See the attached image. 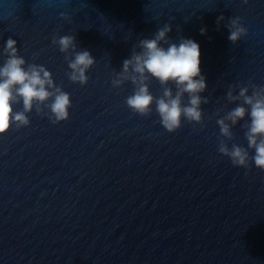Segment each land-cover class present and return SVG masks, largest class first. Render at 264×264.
Segmentation results:
<instances>
[{
    "label": "water",
    "instance_id": "1",
    "mask_svg": "<svg viewBox=\"0 0 264 264\" xmlns=\"http://www.w3.org/2000/svg\"><path fill=\"white\" fill-rule=\"evenodd\" d=\"M236 17L248 34L232 44ZM166 23L170 42L200 45L203 127L182 121L168 133L155 104L148 117L127 107L130 82L112 87L139 41ZM54 35L75 36L94 57L86 85L68 79ZM9 38L72 107L59 124L33 109L29 126L0 134V264H264V171L218 152L221 141L247 148L250 121L232 140L216 123L240 103L227 100L230 86H264V0H0V65ZM149 87L162 95L157 80Z\"/></svg>",
    "mask_w": 264,
    "mask_h": 264
},
{
    "label": "clouds",
    "instance_id": "2",
    "mask_svg": "<svg viewBox=\"0 0 264 264\" xmlns=\"http://www.w3.org/2000/svg\"><path fill=\"white\" fill-rule=\"evenodd\" d=\"M247 3V0H244ZM67 20L68 16L61 14ZM220 19H223L221 17ZM219 22V21H218ZM228 40L236 44L248 34V30L241 23V18L229 20ZM170 24L158 28L150 39H141L139 51L134 50L130 58L125 59L122 70L112 79V87L120 88L126 82L133 85V93L125 103L132 113L141 117L151 115L155 104V112L159 116L160 125L168 132L175 133L182 127V121L199 124L203 127L202 103H208L206 97L200 94L207 89L206 78L201 73L200 45L193 39L181 38L178 43L170 42ZM206 29H201V35ZM16 40L9 38L6 41L4 54L7 56L3 65H0V134L7 133L10 128L27 127L30 124L29 113L35 109L37 114H43L48 109L47 117L52 124L69 119V109L72 107L70 94L58 86L52 73L42 64H27L18 54ZM52 44L58 46L70 71L66 73L72 83L84 86L88 83L87 72L95 64V59L88 50L77 51L76 39L73 35H54ZM167 45V47H164ZM73 53L69 59L68 53ZM151 79L157 80L163 88L160 97L150 92ZM169 85H173V88ZM241 86L239 94L234 95L232 86L226 94L229 102H237L236 107L216 123L220 135L226 140L233 139L232 127L248 117V121L241 127L245 130L247 148L221 141L218 152L230 159L234 167L251 170V165L264 171V86ZM187 94V102H184ZM22 103V110L15 111L14 106ZM249 149L254 150L250 156ZM251 162V163H250Z\"/></svg>",
    "mask_w": 264,
    "mask_h": 264
}]
</instances>
